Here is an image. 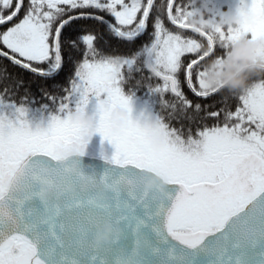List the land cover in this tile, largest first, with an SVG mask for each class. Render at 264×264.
Returning <instances> with one entry per match:
<instances>
[{
    "label": "snow or ice",
    "instance_id": "snow-or-ice-1",
    "mask_svg": "<svg viewBox=\"0 0 264 264\" xmlns=\"http://www.w3.org/2000/svg\"><path fill=\"white\" fill-rule=\"evenodd\" d=\"M175 3L167 0V21L203 42L171 31L157 10L151 41L130 57H116L97 48V41L107 43L103 33L79 34L78 26L92 21L134 42L148 30L156 0H0V57L14 65L54 78L65 62L62 48L72 62L84 46L64 96L48 94L49 103L33 108L34 100L17 103L7 87L0 93V264H264V79L239 95L240 106L225 114L222 126H204L195 136L190 131L187 139L155 111L153 100L124 87L134 70L147 69L162 82L149 84L148 94L171 117L194 119L201 105L183 92L181 72L194 96L219 93L208 89L203 62L222 58L228 42L243 34L264 37V0H213L199 29L189 23L199 10H174ZM233 12L243 17L240 24L222 26ZM186 56L192 58L185 62ZM117 106L129 112L119 131L111 125ZM81 111L95 118V133L73 120ZM61 143L102 161L111 191L99 197L90 187L56 203L39 199L44 165L62 183L78 182L64 175L55 150ZM17 173L22 178L10 189ZM150 174L168 180L167 197L146 191ZM109 220L124 232L112 246L97 247L96 229Z\"/></svg>",
    "mask_w": 264,
    "mask_h": 264
},
{
    "label": "clouds",
    "instance_id": "clouds-1",
    "mask_svg": "<svg viewBox=\"0 0 264 264\" xmlns=\"http://www.w3.org/2000/svg\"><path fill=\"white\" fill-rule=\"evenodd\" d=\"M196 8L199 10L196 16L190 17L189 23L196 28L202 27V22H206L213 9V0H197ZM243 17L233 12L227 14L226 18L219 23L224 27H237ZM251 20V18H249ZM205 83L210 91L217 90L228 95H242L249 88V81L254 76H264V37L257 39L250 35L243 34L238 39L228 42L225 55L222 58H213L205 66ZM129 112L123 106H117L111 115V125L115 130H122L128 122ZM72 118L75 122L95 133L96 121L91 113L74 112ZM155 121L145 122L146 127L155 125ZM157 143L162 138L153 136ZM88 139V137H85ZM56 153L60 158V163L64 168V175L67 178L77 180L76 183H62L51 174L49 166L44 165L39 170V191L38 197L44 202H59L65 193H79L87 191L90 187L96 189L99 197H104L112 189L113 181L105 178L102 170H98L96 165L86 160L85 154L64 144L56 146ZM21 174L17 173L9 184L10 189L17 187V182L21 179ZM146 191L155 193L159 197L169 195L168 180L160 175H147L144 178ZM124 232L122 225L106 221L99 225L94 235V243L97 247L112 246L119 236Z\"/></svg>",
    "mask_w": 264,
    "mask_h": 264
},
{
    "label": "trees",
    "instance_id": "trees-1",
    "mask_svg": "<svg viewBox=\"0 0 264 264\" xmlns=\"http://www.w3.org/2000/svg\"><path fill=\"white\" fill-rule=\"evenodd\" d=\"M166 3L167 0H156V4L153 8V13L150 14L149 19V28L145 34L137 38L134 42H126L120 39H117L113 36L108 35L105 31L103 25L96 24L92 21L81 22L77 28V33L85 34L87 32H96L103 33L107 43L104 41H97V48L101 50L103 55L107 56H116V57H130L137 50H139L145 43H149L152 37L149 35L153 29L151 27L152 19L156 15L157 10L161 17L165 20V26L171 31L179 32L180 34L196 38L203 42V38L192 33L190 30H180L172 26L166 18ZM177 6L185 7L186 9L191 8V6H197V0H176L174 4V10ZM227 11V7L223 9ZM105 15L106 19L114 22L113 18L108 16L106 13H101ZM84 51V46L81 44L79 52H73L72 57L73 61L69 62L68 50L62 48V54L65 57V62L62 66V69L59 71L54 78H43L36 74L29 72L28 70L22 69L21 67L14 65L10 60L4 57H0V93L3 92L5 87L12 93L11 98L19 103L21 98H26V100H34L35 103H32L30 106L33 108L40 107L44 103H49L47 96L48 94L56 95L58 97L64 96L66 93L62 90L64 88L70 87V79L74 76L75 69L78 62L82 59ZM191 56H186L184 58L185 62L190 60ZM215 58L212 57L207 61L203 62V66ZM139 66V61H138ZM39 67H45L44 65H39ZM125 75L128 76L127 70H125ZM182 90L190 99L193 104L199 103L201 105V111L198 114H193L194 119H177L170 116L171 109L163 108L159 101V97L155 95L148 94V85H157L162 83L158 78L152 77L151 73L147 69H142L141 71H133L131 73V79L128 80V83L125 84V91L135 90L137 96L144 98H151L155 102V111L164 118L165 122L170 125V127L176 128L180 134L187 139L189 133L195 136L196 132L202 129L204 126H213L217 123L223 124L224 116L228 111L234 112L240 103L238 101L239 95H228L224 92H219L208 98H200L194 96L190 90L184 86L183 72L180 74ZM264 79V76H254L250 79L249 85L252 83L259 82ZM22 81V84L17 88V84ZM139 81V84L137 83ZM164 99L172 100L173 97L170 94H165ZM211 111H220L221 116L219 118L208 117L207 113ZM191 113V110H189ZM98 150V149H97Z\"/></svg>",
    "mask_w": 264,
    "mask_h": 264
},
{
    "label": "water",
    "instance_id": "water-1",
    "mask_svg": "<svg viewBox=\"0 0 264 264\" xmlns=\"http://www.w3.org/2000/svg\"><path fill=\"white\" fill-rule=\"evenodd\" d=\"M86 160L88 162H90V163L95 164L98 170H101L102 167H103V162L100 161L99 159L92 160L90 158H86ZM171 189L174 190V191H178L179 190V186L178 185L171 186Z\"/></svg>",
    "mask_w": 264,
    "mask_h": 264
},
{
    "label": "rangeland",
    "instance_id": "rangeland-1",
    "mask_svg": "<svg viewBox=\"0 0 264 264\" xmlns=\"http://www.w3.org/2000/svg\"><path fill=\"white\" fill-rule=\"evenodd\" d=\"M139 97H141V96H139ZM142 98H144V97H142ZM147 99H151V98H147ZM238 99V98H237ZM152 100V99H151ZM238 101H239V99H238ZM239 103H241L240 101H239ZM240 106V105H239ZM222 126V125H221ZM99 139V136H97V140ZM97 151H99V148H98V146H97ZM109 150L110 151H115V148H114V146H111V145H109Z\"/></svg>",
    "mask_w": 264,
    "mask_h": 264
}]
</instances>
